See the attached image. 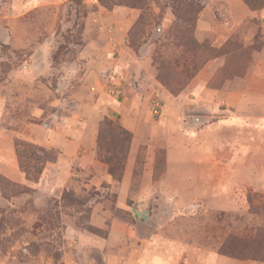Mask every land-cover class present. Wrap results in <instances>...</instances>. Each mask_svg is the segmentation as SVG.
<instances>
[{
    "label": "rangeland",
    "instance_id": "rangeland-1",
    "mask_svg": "<svg viewBox=\"0 0 264 264\" xmlns=\"http://www.w3.org/2000/svg\"><path fill=\"white\" fill-rule=\"evenodd\" d=\"M263 9L264 0H0V264H127V240L121 243L123 254L116 246L104 253L73 234L108 237L112 221L105 229L91 225V205L97 202L104 203L113 220L130 224L131 234L149 236L156 227L168 229L169 223L181 239L264 264V125L250 132L248 124L235 130L225 124L217 131L212 124L218 118L205 123L197 118L206 112L192 110L196 99L184 103L198 85L222 88L240 82L264 60V17L250 18ZM112 19L114 27H125L124 48L134 73H143L146 81L152 78L161 93L180 98L176 108L183 133L187 122L204 130L197 141L181 135L159 140L157 178L166 174L169 145L176 157L185 145L213 147L208 164L224 165V170L208 172L207 187L178 197L170 222L142 226L136 213L116 207L118 186L97 189L83 178L58 196L43 195L36 187L57 153L35 143L33 128L64 111L70 83L77 79L65 81L63 76L80 64L86 39L94 42L92 51L102 48L96 45L106 37L101 26ZM200 21L210 26L202 38ZM165 105L162 117L153 114L161 135L169 118ZM256 117L260 124L264 105ZM19 170L28 184L18 180Z\"/></svg>",
    "mask_w": 264,
    "mask_h": 264
},
{
    "label": "crops",
    "instance_id": "crops-1",
    "mask_svg": "<svg viewBox=\"0 0 264 264\" xmlns=\"http://www.w3.org/2000/svg\"><path fill=\"white\" fill-rule=\"evenodd\" d=\"M59 1L34 0L41 4H56ZM34 2L32 0V4ZM261 16L264 17V9L252 14L250 18L254 20ZM112 23L116 21L112 19L101 26L106 37L104 41H97L96 45L102 48L92 51L95 48L94 42L90 37L86 39L88 46L79 57L80 64L68 70L67 76H63L65 81L70 80V77L77 79V82L70 83V95L63 102L64 111L47 121L45 126L38 124L33 128L35 143L57 153L56 161L45 166L36 187L43 195L58 196L68 185L77 187L81 184L79 179L83 178L87 185L97 189L105 185L118 186L116 207L124 212H142L147 216L140 219L142 226L153 225L161 219L170 222L178 197L185 193L193 194L192 189L202 190V187H207L208 172L224 170V165L208 164L209 157L216 151L213 147L193 149L185 145V148L178 149L176 157L170 152V145H167L170 163L166 165V174L161 179L157 178L155 151L159 140L163 137L170 140L172 136L178 140L181 135L186 141H197L204 130L196 131L194 124L187 122L186 133H183L177 109L180 98L161 93L152 78L146 81L143 73H134L124 48L126 32L122 29L125 27L121 28L118 24L114 27ZM209 30V25L199 22L198 35L201 38ZM263 55L259 53L260 58ZM262 76L264 60L257 62L254 70L240 82L228 83L222 88H213L204 83L198 85L191 95L184 97V103L193 104L196 99L194 108L189 107L188 110L205 111L206 114L197 116L204 123L218 118L212 124L217 131L226 128L225 124L232 126L233 130L240 124H248L250 132H255L257 126L264 125V118L258 124L256 117L258 107L264 105ZM115 86H120L121 92L111 94L110 89ZM164 100L169 118L164 123V135H161L155 130V115L152 112L154 101L162 104L163 112ZM222 115L228 117V120L222 121ZM157 117H162V113ZM105 118L118 121L133 135L124 175L119 183L108 173L107 166L97 155L100 124ZM143 153L145 158L140 163ZM19 172L18 180L28 184L26 174ZM91 208V225L94 227L105 229L112 221L108 237L73 231L74 236L81 243L97 246L104 253L108 248L113 251L112 246H116L123 254L125 250H121V243L127 240V264H263L220 255L202 244L192 243L187 238L181 239L171 230L169 223L166 226L168 229L156 227L149 236L131 234L130 224L113 220L112 212L104 203H94Z\"/></svg>",
    "mask_w": 264,
    "mask_h": 264
},
{
    "label": "trees",
    "instance_id": "trees-1",
    "mask_svg": "<svg viewBox=\"0 0 264 264\" xmlns=\"http://www.w3.org/2000/svg\"><path fill=\"white\" fill-rule=\"evenodd\" d=\"M132 139V134L120 124L108 118L101 122L97 155L98 159L107 166L108 173L116 182H121L123 178ZM105 141L108 143L103 145ZM89 231L99 233V230L93 227H89Z\"/></svg>",
    "mask_w": 264,
    "mask_h": 264
},
{
    "label": "built area",
    "instance_id": "built-area-1",
    "mask_svg": "<svg viewBox=\"0 0 264 264\" xmlns=\"http://www.w3.org/2000/svg\"><path fill=\"white\" fill-rule=\"evenodd\" d=\"M94 2H98V0H94ZM95 90V89H94ZM121 92V87L120 86H115L113 88L110 89V93L111 94H117ZM161 109H162V105L161 103H159V101H154L153 102V113L156 116H159L161 113Z\"/></svg>",
    "mask_w": 264,
    "mask_h": 264
},
{
    "label": "water",
    "instance_id": "water-1",
    "mask_svg": "<svg viewBox=\"0 0 264 264\" xmlns=\"http://www.w3.org/2000/svg\"><path fill=\"white\" fill-rule=\"evenodd\" d=\"M135 217L137 219H141V220H143V218H147V216L144 215L142 212H137L136 215H135Z\"/></svg>",
    "mask_w": 264,
    "mask_h": 264
}]
</instances>
